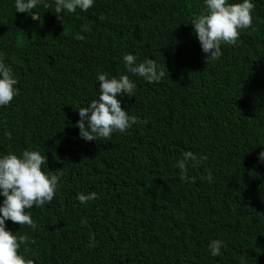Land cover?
<instances>
[{"label": "trees", "instance_id": "1", "mask_svg": "<svg viewBox=\"0 0 264 264\" xmlns=\"http://www.w3.org/2000/svg\"><path fill=\"white\" fill-rule=\"evenodd\" d=\"M253 2L252 26L210 61L190 23L204 0H95L74 13L43 0L29 14L0 0V55L19 89L0 107V154L38 151L63 180L49 204L27 210L35 229L6 221L31 241L21 254L34 264H264V0ZM82 24L91 31L77 40ZM124 54L154 59L164 75L130 76L135 96L118 98L137 123L85 142L76 109L97 98L98 72L126 74ZM185 151L199 159L187 182L174 167ZM89 192L97 198L79 203ZM212 239L222 255L209 254Z\"/></svg>", "mask_w": 264, "mask_h": 264}, {"label": "clouds", "instance_id": "2", "mask_svg": "<svg viewBox=\"0 0 264 264\" xmlns=\"http://www.w3.org/2000/svg\"><path fill=\"white\" fill-rule=\"evenodd\" d=\"M95 0H53L54 12L74 13L77 9L87 12ZM43 0H15V12L29 14ZM47 7V5H43ZM253 0H241L232 3L230 0H204V10L191 20L192 30L195 34L201 51L210 61L219 60L222 56L221 45H233L237 42L241 29L252 26ZM33 19V15H30ZM87 24L80 26L75 39L84 40L82 33L90 32ZM126 74L108 77L106 73L98 72L96 81L99 82L98 96L77 108L79 119L75 127L79 129V136L85 142L97 139H109L113 133H125L126 130L137 123V118L130 115L121 107L118 97L135 96L136 84L130 76L143 78L149 84L159 82L164 75L163 69L154 59L146 58L137 62L133 54H124L122 57ZM18 81L13 69L0 55V107L7 106L18 95ZM202 159V158H200ZM258 160L264 161V150L258 153ZM199 163L197 154L185 151L177 159L174 167L179 169V179L190 181L186 175L187 167ZM47 164V157L35 150L24 149L19 155L15 153L0 154V264H34L33 259L19 252L22 245L27 247L30 239L26 234L17 235L6 227V221L27 225L35 229L36 223L28 213L33 206L37 208L49 204L58 187L62 185V173L43 170ZM205 179L213 182V175L208 171ZM97 198L95 192L77 193L76 199L81 204ZM81 223H86L81 220ZM226 245L221 239H212L207 245L212 257L222 255L221 249Z\"/></svg>", "mask_w": 264, "mask_h": 264}]
</instances>
